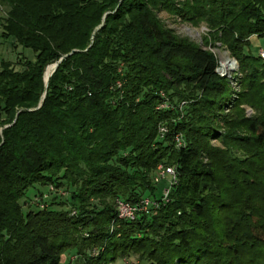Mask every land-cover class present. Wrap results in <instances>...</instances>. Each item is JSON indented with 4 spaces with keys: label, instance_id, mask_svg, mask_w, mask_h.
I'll list each match as a JSON object with an SVG mask.
<instances>
[{
    "label": "trees",
    "instance_id": "obj_1",
    "mask_svg": "<svg viewBox=\"0 0 264 264\" xmlns=\"http://www.w3.org/2000/svg\"><path fill=\"white\" fill-rule=\"evenodd\" d=\"M0 6V40L32 53L21 70L0 58V264H63L68 251L77 264H264V60L249 53L264 0ZM158 9L205 18L243 74L235 103L214 56L164 28ZM158 165L175 172L159 192ZM36 186L67 197L23 211ZM143 199L154 205L118 218L117 201Z\"/></svg>",
    "mask_w": 264,
    "mask_h": 264
},
{
    "label": "rangeland",
    "instance_id": "obj_2",
    "mask_svg": "<svg viewBox=\"0 0 264 264\" xmlns=\"http://www.w3.org/2000/svg\"><path fill=\"white\" fill-rule=\"evenodd\" d=\"M186 1L190 2L192 0H174V5L176 4L177 7H179L182 4V2H186ZM2 12H5L4 6H0V16H3ZM155 15L159 20L160 24L167 30L172 31L175 36L204 48L214 56L217 63V67L219 69H222L220 70V73H223L222 71L224 70L225 73L224 78L227 80L229 84L231 90L230 101H234L233 103H235V101L239 99V96L244 89V85H242L243 74L239 69L236 59L231 56L226 45L222 44L217 40H212L211 36L215 31L209 28L205 18H197L192 22L185 21L182 18H180L178 15L171 14L164 9L156 10ZM12 43L13 42L11 40H8V42H2V40H0V58L11 62L16 70H21L22 69L21 65L18 64L19 54H22L24 59H31L32 53L29 50H23L21 47L14 48L12 46ZM260 50L264 52V36L253 37L250 40L249 53L252 56L257 57L259 56ZM245 52L247 53V50ZM227 61H230L229 64L231 67L230 69L222 65L224 62ZM240 109L243 110L244 115L246 117H251L254 115V111L248 105L245 104L241 105ZM230 110L231 108L226 109L224 113L227 114ZM212 144L216 147L220 146V144L216 141H213ZM160 167L162 169L171 168L163 165H158L156 170L154 171V175L155 172L160 170ZM169 180L170 178L167 177L166 179H162L157 182L158 184L160 181H162L157 185L158 192L159 190H161V188H164L166 184L170 185ZM164 190L162 191V193L164 192ZM65 191L67 190H63V189L49 190V188L47 187L36 186L26 191L25 197L20 200V204L22 206L23 211H26L30 207H32L33 209L46 208V205H49L51 202H55V204H57V202H59L60 199L63 200L65 197H67ZM56 196H58L60 199H58ZM54 197H56L57 200L56 199L53 200ZM44 201H46V203H44ZM98 251H99L98 249L94 248L91 251H89L88 254L95 256ZM76 260H77V256H75L73 251H68L62 256L63 264H77ZM113 264H143V263H139L135 257H130V258L118 259Z\"/></svg>",
    "mask_w": 264,
    "mask_h": 264
},
{
    "label": "built area",
    "instance_id": "obj_3",
    "mask_svg": "<svg viewBox=\"0 0 264 264\" xmlns=\"http://www.w3.org/2000/svg\"><path fill=\"white\" fill-rule=\"evenodd\" d=\"M259 56L262 60H264V52H262L261 50L259 51ZM220 70L222 69H219L217 67L216 69L217 74L220 75L221 77H225L224 70L222 71L223 73H220ZM167 177L170 178L169 184L170 185L173 184L175 180L174 170L172 168L162 169L160 167V170L155 172L153 181L154 183H157L159 180L166 179ZM162 195H163V199L165 200L168 195V189L164 190ZM152 205L154 204L149 199H143L139 203L133 205L126 202L117 201L118 218L122 220L133 221L139 213L147 211V209Z\"/></svg>",
    "mask_w": 264,
    "mask_h": 264
},
{
    "label": "water",
    "instance_id": "obj_4",
    "mask_svg": "<svg viewBox=\"0 0 264 264\" xmlns=\"http://www.w3.org/2000/svg\"><path fill=\"white\" fill-rule=\"evenodd\" d=\"M102 27V24L99 26V27H97L96 29H95V32L97 31V30H99L100 28ZM74 52V51H73ZM72 53V52H71ZM70 53V54H71ZM70 54H68V55H70ZM68 55H65L64 57H66V56H68ZM64 57H62L58 62H56V63H54V64H52L51 65V72H50V74H49V76L46 78V79H44V81H45V83H47V81H48V78L52 75V73L55 71V69L57 68V66H58V64L60 63V61L64 58ZM48 68V67H47ZM46 68V69H47ZM46 69H45V72H46ZM44 75H45V73H44ZM40 106V105H39Z\"/></svg>",
    "mask_w": 264,
    "mask_h": 264
},
{
    "label": "bare ground",
    "instance_id": "obj_5",
    "mask_svg": "<svg viewBox=\"0 0 264 264\" xmlns=\"http://www.w3.org/2000/svg\"><path fill=\"white\" fill-rule=\"evenodd\" d=\"M230 61H227V62H224L222 65L224 66V67H226V68H231L230 67ZM50 68H52L51 66L49 67V68H47L46 69V72H45V75H44V79H46L48 76H49V74H50V72H51V69ZM50 69V70H49ZM224 69V68H223Z\"/></svg>",
    "mask_w": 264,
    "mask_h": 264
}]
</instances>
